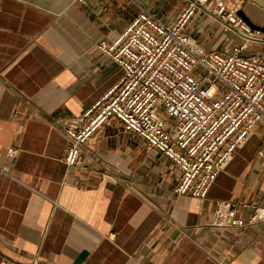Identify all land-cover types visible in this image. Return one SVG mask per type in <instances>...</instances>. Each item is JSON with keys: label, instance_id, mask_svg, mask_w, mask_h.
Returning <instances> with one entry per match:
<instances>
[{"label": "crops", "instance_id": "0c3cea01", "mask_svg": "<svg viewBox=\"0 0 264 264\" xmlns=\"http://www.w3.org/2000/svg\"><path fill=\"white\" fill-rule=\"evenodd\" d=\"M264 27V9L223 0ZM184 0H0V264H264V122L225 162L205 199L177 196L176 168L107 122L64 164L62 121L119 81L95 46L147 9L172 21ZM187 33L208 51L245 45L264 62V34H241L204 11ZM16 150L12 158L6 150ZM218 202L237 203L235 229L212 226Z\"/></svg>", "mask_w": 264, "mask_h": 264}, {"label": "built area", "instance_id": "2783aa9c", "mask_svg": "<svg viewBox=\"0 0 264 264\" xmlns=\"http://www.w3.org/2000/svg\"><path fill=\"white\" fill-rule=\"evenodd\" d=\"M198 11L241 34L245 44L259 34L223 0H184L170 22L140 8L112 41L95 44L123 74L79 116L62 121L67 168L78 165L82 147L107 122L116 121L177 169L175 195L205 199L225 162L264 122V62L258 55L243 56L244 44L226 52L199 45L187 33ZM15 153L13 147L6 150L8 158ZM259 155L264 156V146ZM237 210V203L218 202L212 226L244 227ZM259 221H264L262 207L254 208L248 222Z\"/></svg>", "mask_w": 264, "mask_h": 264}, {"label": "water", "instance_id": "95a60500", "mask_svg": "<svg viewBox=\"0 0 264 264\" xmlns=\"http://www.w3.org/2000/svg\"><path fill=\"white\" fill-rule=\"evenodd\" d=\"M264 9V0H247ZM236 15L252 30L264 34V27L253 23L242 9L236 11Z\"/></svg>", "mask_w": 264, "mask_h": 264}]
</instances>
